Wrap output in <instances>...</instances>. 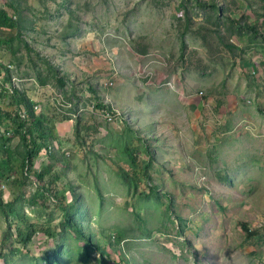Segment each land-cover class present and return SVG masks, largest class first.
Here are the masks:
<instances>
[{
	"label": "rangeland",
	"instance_id": "rangeland-1",
	"mask_svg": "<svg viewBox=\"0 0 264 264\" xmlns=\"http://www.w3.org/2000/svg\"><path fill=\"white\" fill-rule=\"evenodd\" d=\"M199 1L0 0L47 126L22 176L7 134L0 264H264V0Z\"/></svg>",
	"mask_w": 264,
	"mask_h": 264
},
{
	"label": "trees",
	"instance_id": "trees-1",
	"mask_svg": "<svg viewBox=\"0 0 264 264\" xmlns=\"http://www.w3.org/2000/svg\"><path fill=\"white\" fill-rule=\"evenodd\" d=\"M196 2L201 3V1L196 0ZM16 12V10H14ZM15 15L13 13L8 12L7 10L0 7V45H10L12 46L15 36L11 34H4V31H13L15 29L19 28V22L15 20ZM264 22V16L263 20ZM250 30H254L255 26L249 27ZM256 30V29H255ZM232 36L235 35L234 33L231 34ZM21 34L18 33V37H20ZM236 36V35H235ZM226 42V45L230 48H237V44L234 43V37ZM237 37V36H236ZM186 45V42H183V47ZM3 67V70L0 69V76L2 75L3 71L6 74V78L9 81V69L7 66L0 64V68ZM62 80V79H61ZM3 85V83H2ZM4 89L2 94V104L9 105V106H16L15 111H6L5 109L0 108V128L2 127L4 130L2 132V143L0 144V156H2L3 160L6 161L5 163L8 164V169L12 170V173H9V176L15 175V167L14 164L9 165L11 158L13 157V152L11 150V137L7 136L11 133L13 129L20 131V137L24 144V154L21 160V164L19 169L21 170L22 174L28 173V171L32 170L34 167V160L37 158L41 150L44 148V140L45 136L43 134L47 131V126H45L44 122V115L43 114H37L36 112V106H39V103H36L31 98H26V93H22L19 89L15 88L12 90V92L8 93L7 87L3 85L0 86V91ZM9 91V89H8ZM9 98V100H8ZM98 107L103 106L102 104L98 103ZM23 109V110H22ZM78 129V128H77ZM51 133V132H50ZM51 137V136H50ZM129 155L132 157L133 153H129ZM132 159L135 158L132 157ZM25 170V172H24ZM18 175V174H17ZM37 177L42 180L43 179V172H40L37 174ZM59 198V197H57ZM62 201V200H61ZM0 205L3 206V201L0 196ZM75 206V205H74ZM63 211H64V217L66 221L72 222V219L74 218V213L70 211V206L63 204ZM32 232H29L24 238V233L22 230L20 231V235H22L21 241L29 240L32 236ZM79 233L82 234L81 229H79ZM83 236V235H82ZM83 239L86 240L85 236H83ZM91 241L88 240L87 247L91 248ZM90 250V249H89ZM96 250H99V253L101 255H105V249L100 246H96ZM51 264V263H50Z\"/></svg>",
	"mask_w": 264,
	"mask_h": 264
},
{
	"label": "built area",
	"instance_id": "built-area-1",
	"mask_svg": "<svg viewBox=\"0 0 264 264\" xmlns=\"http://www.w3.org/2000/svg\"><path fill=\"white\" fill-rule=\"evenodd\" d=\"M38 107H40V106H36V109L38 108ZM103 114H104V116H105V118L107 119V120H109V121H112L113 120V115H112V113L110 112V111H108L107 109H104L103 110Z\"/></svg>",
	"mask_w": 264,
	"mask_h": 264
}]
</instances>
